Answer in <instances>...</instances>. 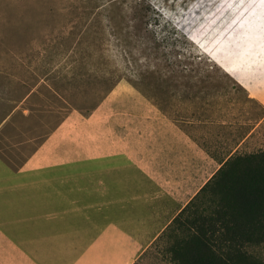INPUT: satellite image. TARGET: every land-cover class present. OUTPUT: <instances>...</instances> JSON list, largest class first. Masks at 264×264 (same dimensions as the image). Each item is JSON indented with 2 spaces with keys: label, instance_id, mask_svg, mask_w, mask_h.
<instances>
[{
  "label": "rangeland",
  "instance_id": "1",
  "mask_svg": "<svg viewBox=\"0 0 264 264\" xmlns=\"http://www.w3.org/2000/svg\"><path fill=\"white\" fill-rule=\"evenodd\" d=\"M261 6L264 0H0V171L19 169L56 129L100 137L102 111L134 98L181 125L218 130L222 156L236 144L235 152L264 149V48L250 47V33L238 25L260 7L257 45L264 44ZM70 150L64 143V161L42 171L96 166L85 154L65 160ZM171 242L165 230L147 259L168 264ZM253 250L264 258V246Z\"/></svg>",
  "mask_w": 264,
  "mask_h": 264
},
{
  "label": "crops",
  "instance_id": "2",
  "mask_svg": "<svg viewBox=\"0 0 264 264\" xmlns=\"http://www.w3.org/2000/svg\"><path fill=\"white\" fill-rule=\"evenodd\" d=\"M259 8L238 22L254 48H264ZM132 100L102 111L100 137L56 129L19 169L0 171V264H167L147 259L155 241L238 144L222 156L218 130ZM64 143L65 160L96 166L42 171L64 161Z\"/></svg>",
  "mask_w": 264,
  "mask_h": 264
},
{
  "label": "trees",
  "instance_id": "3",
  "mask_svg": "<svg viewBox=\"0 0 264 264\" xmlns=\"http://www.w3.org/2000/svg\"><path fill=\"white\" fill-rule=\"evenodd\" d=\"M166 231L177 264H264V149L232 153Z\"/></svg>",
  "mask_w": 264,
  "mask_h": 264
}]
</instances>
